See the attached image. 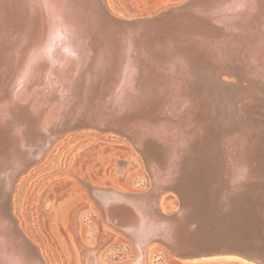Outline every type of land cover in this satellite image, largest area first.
<instances>
[{
	"label": "bare ground",
	"instance_id": "6f19581e",
	"mask_svg": "<svg viewBox=\"0 0 264 264\" xmlns=\"http://www.w3.org/2000/svg\"><path fill=\"white\" fill-rule=\"evenodd\" d=\"M103 5L113 15L108 0H0V264H45L7 198L54 136L83 129L146 145L145 190L82 181L101 221L135 246L126 264H147V244L171 232L193 254L237 250L264 264V117L247 112L264 111V0H197L196 20L156 24L115 22ZM239 126L250 136L230 135ZM174 178L169 189L191 212L172 225L182 210L168 217L156 194ZM80 253L81 264H102L97 251Z\"/></svg>",
	"mask_w": 264,
	"mask_h": 264
},
{
	"label": "rangeland",
	"instance_id": "374dc122",
	"mask_svg": "<svg viewBox=\"0 0 264 264\" xmlns=\"http://www.w3.org/2000/svg\"><path fill=\"white\" fill-rule=\"evenodd\" d=\"M185 1L108 0V6L113 15L135 20L141 15L151 17L162 8L166 10ZM113 160H118L116 165ZM121 167L125 170L117 172ZM83 180L122 193L148 187L143 164L124 138L93 130L66 131L52 142L39 163L16 179L9 205L17 228L37 247L45 264H81L80 248L97 251L102 264H126L134 258L135 246L125 235L101 221L98 209L83 187ZM54 195L58 200L48 209L47 202ZM175 199L169 193L163 194L159 200L161 208L172 212ZM60 204L63 206L58 209ZM79 206L82 207L71 227V210ZM100 234L108 237L102 240ZM76 242L80 246L77 247ZM145 255L147 264H258L234 255L185 260L174 257L156 242L147 244Z\"/></svg>",
	"mask_w": 264,
	"mask_h": 264
},
{
	"label": "water",
	"instance_id": "95a60500",
	"mask_svg": "<svg viewBox=\"0 0 264 264\" xmlns=\"http://www.w3.org/2000/svg\"><path fill=\"white\" fill-rule=\"evenodd\" d=\"M196 2H197V0H187V1H185L181 5H178V6H175V7L169 8V9H166V10H164V8H162L161 10H159L157 12L156 15H153V16H151L149 18L144 17V16L141 15V16H138L137 19H135V20L134 19L131 20V19H126V18H121V17L115 16V15H112V14H110L106 10V8H105L104 5H103L104 10L100 8V11H102V13H104V15L106 17L111 18L110 20H114V21H115V19H117V20H121V21H124V22H134V23L137 22L138 23V21L140 20V21H148V22H151V24L152 23H155L156 24L160 19H164L165 20L168 16H173V15H179L181 17H183V16L192 17V19L196 20L198 17L193 15L194 13H196L195 10H194L195 7H192V6L195 5ZM178 8H180V9H178ZM124 16H126V15H124ZM132 17H134V16H132ZM177 18H180V17H177ZM228 79H232V78L231 77H228ZM258 107H259V104L258 103H253L250 106H247V108H248L247 109V112H249V114H250L251 117H254L256 119H260V118L264 117V111L262 112L261 110H257ZM260 107H261V104H260ZM227 129H229V131L228 130H225L226 132L227 131L228 132H232L230 135L239 136V137L242 138V140L245 139V136H247V135H248V137L250 136L249 133L245 132L246 130L244 129V127H243V129L245 131L240 126L238 128L237 127L234 128V129L231 128V127L227 128ZM83 130H93V129H83ZM93 131H96V132L101 133V134H112V135H115V136H119L121 138H124L128 142V144L130 145L132 151L135 154L138 155L139 159H141V162H142V160H143L142 152H143L144 148H146L145 143L143 144V147H141V150L139 151L138 148H136L133 145V143H131L129 141V139L126 138L123 135H120V134H117V133H113V132H110V131H98V130H93ZM60 136L61 135H59V136L57 135V136H54L53 138L56 139V138H59ZM117 161L118 160H113V162H114L113 164L116 165L117 164ZM34 162H31L29 165H27V168H30L34 164ZM147 177H148V186H150V183H151V179L150 178L151 177L148 174H147ZM174 181H175V178H174L173 181H172V179L168 180L166 182V184L163 185V187H162L163 190H161L160 192H158L156 194L157 196H160V195H163L165 193H169V194L173 195L176 198L175 199V201H176L175 202V209L172 210L173 214L169 215L168 217H172V215L176 214L177 212L180 213L181 212L180 210H182V212L179 215L172 217L171 219H167V218L165 219L168 224L172 223V225H175L174 223H180V222H182L183 221L182 219H185L186 220V214L188 215L187 210H189V213L191 212L190 206L186 208L184 199H182L180 197V195H178L177 193H175L174 191H172V190L169 189L170 186L175 183ZM175 184H174V186L175 187H178V183L176 185ZM219 190L222 191V185L219 187ZM7 201H8V203L10 202V195L8 196ZM82 206H79L78 208L75 207V208H73L71 210V218L69 219L71 227L73 225V219L75 218V215L77 214L78 210H80V207H82ZM221 213H223V212H221ZM185 220H184V222H185ZM201 227H206V225H203ZM187 228L190 229L189 227H187ZM194 228H196V227H194ZM197 229H199V228H196V230ZM166 241H168V242H166ZM166 241L159 242L158 244H160L161 246H163L174 257L181 258V259H185V260L186 259H188V260H190V259H196V258H200V257L214 256V255H222V256H225V255H234V256H238V257L244 258L246 260L256 261V262H258V264H263V263H261V261L259 259L249 257L246 254H243L242 252H239L237 250L217 249V250H210L208 252H204L203 251V252H198L197 254L196 253L193 254L194 252L191 250L193 247L189 243L185 242L184 239H182V237L178 233L175 236V234H173L171 232L168 240H166ZM75 244H76L77 247L80 246V245H78L77 242ZM174 249H177L179 251H184V252L178 253L177 251L175 252Z\"/></svg>",
	"mask_w": 264,
	"mask_h": 264
}]
</instances>
